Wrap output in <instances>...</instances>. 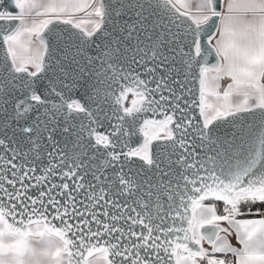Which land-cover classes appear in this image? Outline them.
I'll return each instance as SVG.
<instances>
[{
  "label": "snow or ice",
  "instance_id": "1",
  "mask_svg": "<svg viewBox=\"0 0 264 264\" xmlns=\"http://www.w3.org/2000/svg\"><path fill=\"white\" fill-rule=\"evenodd\" d=\"M0 193V264H264V0H0Z\"/></svg>",
  "mask_w": 264,
  "mask_h": 264
},
{
  "label": "water",
  "instance_id": "2",
  "mask_svg": "<svg viewBox=\"0 0 264 264\" xmlns=\"http://www.w3.org/2000/svg\"><path fill=\"white\" fill-rule=\"evenodd\" d=\"M37 174H39V173H37ZM55 182H56V183H59V182H60L59 178H57ZM0 195H3V194L0 193Z\"/></svg>",
  "mask_w": 264,
  "mask_h": 264
},
{
  "label": "crops",
  "instance_id": "3",
  "mask_svg": "<svg viewBox=\"0 0 264 264\" xmlns=\"http://www.w3.org/2000/svg\"><path fill=\"white\" fill-rule=\"evenodd\" d=\"M233 243H235V240H233Z\"/></svg>",
  "mask_w": 264,
  "mask_h": 264
}]
</instances>
